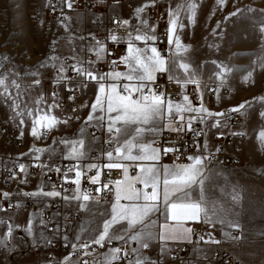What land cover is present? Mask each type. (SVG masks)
Returning a JSON list of instances; mask_svg holds the SVG:
<instances>
[{
    "label": "snow or ice",
    "instance_id": "obj_1",
    "mask_svg": "<svg viewBox=\"0 0 264 264\" xmlns=\"http://www.w3.org/2000/svg\"><path fill=\"white\" fill-rule=\"evenodd\" d=\"M229 2L215 0L208 12L209 19L221 14L212 28L213 35L219 33L223 37L226 33L222 25L229 20L259 16V38L264 42V6L236 0L229 10ZM65 5L83 12L85 25L91 26L87 36L79 35L78 48L71 46L66 55L61 54V37L45 35V21L36 12L40 24L28 38L32 42L43 41L37 62L21 72L11 55L0 53V133L5 139L11 136L13 143L29 136L39 140L53 128L63 126L61 130H67L74 121L80 122V138L53 136L51 145L32 144L12 160V167L5 166L4 183L18 187L15 192L0 191V212L4 213L0 216V264H18L21 256L31 257L27 264H214L210 255L201 259L199 247L192 253L195 261L179 255L185 246L182 242L191 244L201 226L212 230L206 232V240L204 235L199 236L205 245L220 246L225 241L240 243L247 239L240 212L234 207L241 199L236 186L231 204L217 205L213 200L209 208L207 182L214 184L219 178L230 182L234 168L243 167L229 156L234 166L229 169L220 159L224 145L210 144L209 140L211 136L219 141L230 135L243 142L244 131L233 130L229 125L236 119L238 125L233 127H242L256 104L260 105L256 115L264 121V93L227 108L213 109L207 106L211 100L206 101L205 93L214 95L217 104L222 103L221 88H227L229 95L232 91L225 83L230 69L222 62L211 61L220 81L214 86L202 85L198 72L186 58L178 65L183 76L176 73L177 57L172 46L185 51L188 47L182 45L176 29L195 24L200 8L196 0L175 8L158 4L157 0H63L61 14L53 20L58 29L63 27L65 38L72 45L75 37L71 35L70 17L63 13ZM22 7L15 4L17 11ZM42 7L57 10L51 3ZM162 7L165 10L161 16L146 15ZM182 10L187 25L179 18ZM165 16L167 56L158 46L164 37L157 34L158 23ZM153 19L157 23H152ZM101 28L103 38L98 36ZM51 29L49 23V33ZM109 44L116 47L110 48ZM256 63L264 73L261 55L243 77V83H256ZM119 65H123V71L117 70ZM164 73L168 74V83L161 84L159 74ZM21 79L30 80L28 89L41 90L35 111L26 98L22 100ZM173 81L177 87L169 92ZM45 83L51 85V103H47ZM189 84L195 86L198 105L183 91ZM41 103L45 104L43 109L39 107ZM56 108L64 113L63 118L51 114ZM40 111L45 114L38 115ZM26 116L32 118L30 125ZM259 139L264 148V131ZM58 145L64 146L62 159L69 161L67 164L53 160ZM89 152H98L90 157L92 161L106 157L107 162L80 163L89 157ZM44 153L49 156L47 162L41 161ZM21 157L31 163L20 162ZM165 158L172 162L165 163ZM29 168H39L41 176L54 171L57 181L49 176L34 190L25 191L19 185L29 183ZM130 168L135 175H129ZM102 169H107L109 175L113 169L119 170L120 178L105 181ZM256 171L264 179V166ZM85 179L88 187L82 184ZM22 198L41 202L59 198L66 210L63 214L58 210L55 216L63 215V223L46 222L37 213H28L25 222L19 214L24 208ZM37 219L41 226L38 231ZM53 222L55 227L49 228ZM188 222H192L191 226ZM217 226L223 239L212 234ZM15 230L25 238L17 240ZM258 238L264 240V231ZM102 249L106 251H99ZM223 264H244L243 256L233 253Z\"/></svg>",
    "mask_w": 264,
    "mask_h": 264
},
{
    "label": "rangeland",
    "instance_id": "obj_2",
    "mask_svg": "<svg viewBox=\"0 0 264 264\" xmlns=\"http://www.w3.org/2000/svg\"><path fill=\"white\" fill-rule=\"evenodd\" d=\"M47 0H0V53H8L13 57L14 65L19 66L21 72L24 68L33 66L37 60L40 58L41 44L39 41L32 42L28 37L32 34L40 24V20L36 18L35 13H40V18L44 19L47 28L46 19V8L45 5ZM189 0H157L158 4L169 5L173 8L177 4H186ZM197 4L200 6L197 13L196 22L193 26H186L184 29L177 28L176 34L179 35L182 45L188 46L187 51L183 48L177 50L175 44H173V53L177 57L176 60V73L183 76V70L179 69V63L185 58L191 62L192 66L198 72L202 85L214 86L218 83L219 77L216 75L217 68L211 61L215 60L217 62H222L230 71L226 73L227 80L225 83L231 87L232 91L229 95H224L223 102L217 104L216 97L214 99L209 98L208 93H205V99L211 100V103L207 106L213 109H223L235 105L243 100H251L253 97L261 95L264 93V73L261 72L259 64L254 65V79L255 84L250 80L247 84L243 83V77L248 71L253 68V62L258 61L261 55H264V42L259 38L258 32V21L260 19L257 16L254 19L238 17L234 20H229L225 22L222 27L225 30V35L221 37L219 33L213 35L212 28L215 27L217 20L221 19V14L217 13L212 19L208 18V12L211 10L212 5L215 0H196ZM236 0H230L228 4L229 10H231L232 3ZM241 4H253L257 7L264 6V0H239ZM20 3L24 5L19 11L15 9V4ZM165 9L156 8L152 12L146 15L152 17H159ZM81 13L82 12H78ZM180 20L182 23L187 25V20L185 18V12L182 10L180 12ZM152 23H157L155 19ZM167 23L166 16L161 19L158 23V30L165 29ZM112 45V44H111ZM115 45H112L114 47ZM218 46V47H217ZM168 55V48L167 54ZM118 68H124L123 65H119ZM43 71V70H41ZM47 75V74H46ZM163 77L165 81L167 80V73L159 74ZM175 82V81H173ZM30 80L21 79V91L22 100L27 99L29 106L35 111L37 105L35 103L39 92V88L28 89L27 86ZM187 87L193 88L195 86L192 84L187 85ZM224 88V87H222ZM227 89V88H226ZM51 86L45 83V93L49 97L47 103H51L50 97ZM41 109L45 107L44 103L39 106ZM260 105L256 104L255 109L252 112L250 118L243 122L242 127H233V130L244 131V152L243 160L241 165L243 167H230L229 169L234 170L231 172L230 182H225L223 178H219L213 184L212 182H207V194L209 197V208L212 207V201L214 200L217 205L231 204V197L233 195V186L239 189L240 203L235 205V210L240 212V219L243 223L244 229H246L247 214L250 212L247 210V202L253 201L260 202L264 201V193H260L259 190H264V187H255L258 193L253 196L244 195V189L252 190L253 181L262 182L264 179L260 178L257 173V169L264 166V148H262V142L259 139V134L264 131V121L258 119L256 113L259 111ZM43 111H40L38 115H44ZM52 115H56L63 118L64 113L61 109H53ZM29 120V125L31 123V117H27ZM238 125V124H237ZM99 133H97L98 135ZM68 136L65 134L56 133L53 131L47 132L39 140H33L30 136L26 140L27 143H34L36 147H47L52 143L51 137ZM69 137V136H68ZM79 137V135H78ZM151 139V137H149ZM167 139V137H165ZM210 144L217 143L216 137L211 136L209 140ZM25 143V141H24ZM25 145V144H24ZM27 147L25 151H27ZM59 149V148H58ZM60 151V150H59ZM45 154V153H44ZM44 154L41 158H44ZM165 162H170V159L165 158ZM129 172L133 174V170L130 168ZM50 207L42 210L46 212ZM60 209V206L58 210ZM40 209L32 210H20V218L25 222L27 220L28 213H37L40 216ZM11 212V211H10ZM0 216H4V213L0 212ZM41 226L39 225L37 219V231ZM2 231V229H0ZM216 231L220 232L219 226H217ZM234 234L239 235L238 230H232ZM247 239L240 243L224 242L218 248H225L231 254L238 253L240 244H253V243H264V240H260L258 235L252 236L251 234H246ZM15 236L17 240L24 239V234L19 230H15ZM245 242V243H244ZM117 243V242H114ZM217 249V248H216ZM263 254L264 250H252V247L247 248L245 254L248 260L253 258L254 254ZM31 257H18V264H27V260Z\"/></svg>",
    "mask_w": 264,
    "mask_h": 264
},
{
    "label": "built area",
    "instance_id": "obj_3",
    "mask_svg": "<svg viewBox=\"0 0 264 264\" xmlns=\"http://www.w3.org/2000/svg\"><path fill=\"white\" fill-rule=\"evenodd\" d=\"M48 3H51L53 6H55L57 10H56V12H53L51 10V8H47L45 10L46 11L47 24L51 23L52 26L57 27L53 18L60 16V14H61L60 5L63 3V0H47L46 4H48ZM70 10L74 11V12H80L78 9H70ZM63 13H64V15H67V16L69 15V9L66 7V5L63 7ZM157 34L164 37V40L158 46L163 51L164 55H166L168 46H167V42H166L165 29H163V28L159 29ZM104 67L106 68V66H104ZM117 70L123 71L124 68H118ZM160 83L165 84V83H168V81H165L163 79V77L160 76ZM176 87H177L176 83L172 82V85L168 89V91L172 92L173 89H175ZM183 91L185 94H187L189 96L190 100H192L194 104L198 105V100L194 94L195 90L193 88L186 86V88L183 89ZM221 92L223 93V95H228V91L226 88H221ZM50 97H51V91H50ZM209 98L214 99L215 96L213 95ZM237 124H238V121L236 119H233L232 124H230L229 127L232 128V126L237 125ZM217 143H221L224 145L225 151L220 155V159L224 161L225 165H227L229 168L234 167L232 164V161L229 160V156L234 157L235 160L238 161V164L241 165L242 160H243V152H244V140H243V142H241V138H239V137L233 138L232 136L229 135V136H226L225 138L220 139L219 141H217ZM21 148H22L21 142L13 143V138L11 136H9L8 139H5L3 137V134L0 133V191L8 190V191L15 192L17 187H18L17 184L11 183V182L6 185L4 183L3 177L6 174L5 166H7L8 168L12 167V160L16 159ZM237 149H239V151H237ZM92 155H94V154H91L90 157ZM9 157L11 159H9ZM42 161L47 162V160H42ZM170 161L172 162L171 159H170ZM55 162L57 164H61V165L68 163V162H58V161H55ZM72 163H76V161H72ZM80 163L87 164V162H85V161H81ZM31 172L33 175L41 176L39 168H31ZM133 174H135V171H133ZM120 175H121V173L119 172V170H116V169L112 170L111 175H109L107 169L102 170V179L105 181L108 179H113V180L118 179V178H120ZM49 176L51 177V180L57 181L58 174L55 173L54 171L51 173H48L47 176H41V177L43 179L47 180ZM82 184L84 187H88V183H87L86 179L82 180ZM19 188H22L25 191H31L30 183H28L27 185H19ZM22 199H23V203H24V208H23L24 210L34 209L33 199H29V198H22ZM13 203H15V201H13ZM5 207H6V205H5ZM58 208H59V204L54 203L50 206V209L48 211L40 212V216L42 215V217L44 218V220L46 222L52 221L51 214L54 212H57ZM9 211H12V210H9ZM48 227L53 228L55 226L53 223H49ZM200 235H204L203 226H201L198 229V231L196 232V234L192 236V243L191 244H188V242L184 243L185 246H184L183 250L179 251V255L181 257L185 258L186 260L195 261V257L192 255V253L194 251H196L197 247L200 248L202 246L203 241L199 240ZM114 246H116V243H114ZM61 248H62V246H61ZM99 251L103 252V251H106V249H102ZM53 255H54V253H53ZM209 255L214 258V264H217V262H219V264H223V262L227 260L228 256L231 255V253L225 248H220V249H216V250L212 251ZM200 256L202 259L203 256H205V254L200 252ZM96 258L102 259V256H97ZM117 264H119V262H117Z\"/></svg>",
    "mask_w": 264,
    "mask_h": 264
},
{
    "label": "crops",
    "instance_id": "obj_4",
    "mask_svg": "<svg viewBox=\"0 0 264 264\" xmlns=\"http://www.w3.org/2000/svg\"><path fill=\"white\" fill-rule=\"evenodd\" d=\"M68 17H70V20L68 22H69L70 27L72 29L71 35H73L75 37V39L73 40V44L72 45L68 44V42H67V40L65 38L66 37V33L64 32L63 27L58 29L57 27L52 26L51 33H49L48 32V24H47V28L45 26V35L51 36V35L54 34V35H56L58 37H61L60 44H59V52L61 54H63V55H66L68 53V49L71 46H76L78 48L80 46V44H81V41L78 39L79 35L87 36V34H88L87 33V28L91 27L90 25H85L84 20H83V13L81 14V13H78V12L71 11L69 9ZM103 35H104V29L101 28V29H99L98 36H99V38H103ZM39 42L41 44V47H43V41H39ZM87 43H88L87 40H85L84 41L85 46L87 45ZM109 47L111 48L112 45L109 44ZM114 47H116V45ZM79 126H80V122H75L74 121L72 123V125L69 128H67V130H61L63 128V126H61V127H58V128H53L51 131L56 132V133H60V134L68 135L69 139H78V138H80V137H78ZM85 140H86V145H87L88 144V138L85 137ZM21 143H22V148H21L20 152H26L25 151L26 147L29 148L30 146H32V144H34L33 142L32 143L30 142V143L26 144V140H25V143H24V141H21ZM57 147L59 148L58 149V153L53 157V160L54 161H58V162H69V161H66V160L62 159L64 146L63 145H58ZM85 150L87 151V147H86ZM91 154L96 155V154H98V152H89V157L85 158L82 161H85L87 163L97 162V163H101V164L107 162V158L106 157H102L100 161H92L90 159V155ZM42 160H47V161L49 160V156H48L47 153L44 154V158H41V161ZM20 162L31 163V160L21 157L20 158ZM165 163H171V161L170 162H165ZM29 172L31 173V175L29 176V183H30V189L32 191V190L35 189V186L37 184L41 183L42 181H46V180L43 179L41 176L33 175L32 172H31V168H29ZM129 175H135V174H131L129 172ZM259 185H260V187L263 188L264 187V181H262V182L253 181L252 190L244 189V195L245 194L246 195H250L252 193L253 196H255L258 193V190L255 187H257ZM259 191H260V193H264V190H259ZM33 203H34V209L38 208L41 211L44 210L47 207H50L54 203H58L59 204V206H60L59 211L62 214L65 213V210H66L65 206L63 205V203L60 201L59 198H57L55 201L43 200L41 202V201L33 200ZM246 207H247V210L250 213L247 214V216H246V218H247L246 229L247 230H245V233L246 234H251L252 236L253 235L254 236L258 235L259 236V233L264 231V215L261 214V211L264 210V201L260 202L259 204L257 202H255V201H253L252 203L250 201H248ZM21 210H24V209L22 208ZM55 214H56V212L51 214L52 221L59 220V222L62 224L63 223V215H61L60 217H56ZM191 223L192 222H188V226H191ZM53 224L55 226V222H53ZM203 228H204V238L206 240L207 239L206 232L207 231H212V230L210 228H207V229L205 227H203ZM212 234L217 239H223L221 237V235H220V232H218V231H214ZM186 242L187 241L182 242V243L184 244ZM249 247H252V250H254V251L257 250V249L258 250H264V243H261V244L260 243H258V244L257 243H253L251 245L250 244H245V245L244 244H240V248H239L237 254L243 256L244 264H264V255L260 254V253L258 255L254 254L253 258L251 260L250 259L248 260V257L245 254V251ZM216 248L219 249L217 245H211V244L205 245L204 241L202 242V246L200 247V249H202L201 253H203L205 255H209L212 251L216 250ZM208 249H211V252H209ZM157 251H158V248H157Z\"/></svg>",
    "mask_w": 264,
    "mask_h": 264
}]
</instances>
